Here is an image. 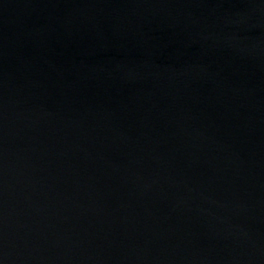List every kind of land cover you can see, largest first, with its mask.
Returning a JSON list of instances; mask_svg holds the SVG:
<instances>
[{"label":"water","instance_id":"95a60500","mask_svg":"<svg viewBox=\"0 0 264 264\" xmlns=\"http://www.w3.org/2000/svg\"><path fill=\"white\" fill-rule=\"evenodd\" d=\"M0 264H264V0H0Z\"/></svg>","mask_w":264,"mask_h":264}]
</instances>
